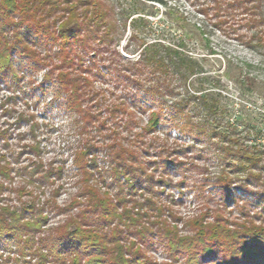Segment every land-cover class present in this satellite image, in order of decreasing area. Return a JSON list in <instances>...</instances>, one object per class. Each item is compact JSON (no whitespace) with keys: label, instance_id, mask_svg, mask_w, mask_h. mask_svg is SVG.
Here are the masks:
<instances>
[{"label":"rangeland","instance_id":"374dc122","mask_svg":"<svg viewBox=\"0 0 264 264\" xmlns=\"http://www.w3.org/2000/svg\"><path fill=\"white\" fill-rule=\"evenodd\" d=\"M96 1L76 5L77 40L66 44L57 36L65 13L34 25L0 6V53L18 51L0 72V220L41 218L36 230L0 238V264H61L41 258L45 246L77 229L111 235L110 250L126 260L142 250L150 264H171L151 204L172 201L188 221L218 208L221 180L235 198L222 216L264 224L247 180H264V151L251 148L264 144V50L245 45L253 32L215 0ZM166 48L196 61L197 73L172 66ZM241 152L257 167L239 168ZM130 180L141 184L135 193ZM183 225L179 236H193ZM216 258L203 264H223Z\"/></svg>","mask_w":264,"mask_h":264},{"label":"trees","instance_id":"16d2710c","mask_svg":"<svg viewBox=\"0 0 264 264\" xmlns=\"http://www.w3.org/2000/svg\"><path fill=\"white\" fill-rule=\"evenodd\" d=\"M79 1L80 0H0V6L2 8V13H19L23 19L28 18L29 22L34 25H42L44 19L50 17L54 18H52L54 22L65 13L66 18H61L62 20L58 27L57 36L60 41L66 44V42L77 40V31L80 25L75 23L77 19L75 7L78 5ZM98 1L99 0L96 2ZM142 1L162 4L160 0ZM214 3L217 12L223 7L225 8V13L226 11H230V13L239 15L240 18L243 19L240 23H245V25L241 27H244L247 31L253 32V35L250 36L247 39V43H245L246 47L249 49L258 48L264 50V38L261 37V30L264 28V0H215ZM91 7L90 3V5L83 6V10L87 11ZM95 11L96 10H93L91 15L95 14L96 20L99 19L102 21L105 19L104 13L97 15ZM58 13H61V16H56ZM23 35L25 38H20L23 39L24 42L26 39L27 42L29 35ZM20 38H17L16 41L20 40ZM14 47V45H6L0 53L1 73L11 69L13 58L11 53L12 51L18 52ZM153 47L155 46H150L149 48ZM149 48H146V50ZM165 52L172 66L178 69L183 68V70L187 71L190 75H195L197 73L196 71L199 68L196 61L182 56L181 53L176 50L166 48ZM158 65L163 67L165 64L160 61ZM154 118H156V116H153V119L150 120V124L156 126L157 122H155ZM260 132L262 135V131ZM258 140L254 142L251 148L254 151L256 150L254 153L256 157L261 158V152L264 151V144H260L261 142L258 143ZM258 147L263 151H258ZM248 155L249 153L241 152L239 155L241 161L238 166L239 168L244 167L243 163L245 162L249 163V167L252 165L257 167L255 165L256 160L253 158L248 159ZM250 155L252 154L250 153ZM240 173L245 174V172ZM245 178L247 179L249 176L246 175ZM247 180L249 185L253 183V185L259 188L258 202L264 205V180L260 176L255 175H251ZM140 185V182L130 180V183L126 186L132 189V193H135V190L141 187ZM238 185H236V187L241 189L242 186L239 185V187ZM232 186L233 185L227 180L219 181V184H217L218 189L222 187L223 190L228 189V194L223 192L218 196V208L215 210L207 208L204 213L192 217L188 221L176 210L174 202L172 201H167L165 203L158 202L155 206L151 204L150 207L154 213H156L157 217L160 216L157 223L161 225L159 224V226L155 228V236L158 237L161 242L168 243V254H170L173 260L171 264H203L204 260L207 261L209 258L214 260L215 256L221 259L223 264H264V224L256 225L255 222H253V218L244 219L246 221L243 222H231L226 220L224 215L222 216V211L227 204L233 203L235 205V198H233L231 192H229ZM151 187L152 186H148L149 189ZM245 189L243 188V190ZM92 200L96 203L94 199ZM114 205L115 204L109 202V209L114 207ZM107 216H109V210ZM145 216L148 217L147 214ZM19 217L20 215L17 214L14 215L12 219L0 220V238H4L13 233L17 235L27 228L33 230L38 229L40 225L38 221L41 218H36L33 222L22 225L18 224ZM7 221H9L10 224H8ZM182 223H184L183 227H187L189 231L193 233V236H179L180 230L178 229V224ZM151 228L152 226H148L146 230H151ZM149 236L152 235L149 234ZM109 237V242H106L107 238L104 239L96 233L94 235H88L79 229L69 231L61 235L52 245L48 244V246H45L47 247V254L41 258L46 260V258L49 257L51 260L60 261L61 264H64L66 260L69 264H80V256L92 257L91 260L85 261L84 264H150L149 260L144 258L145 254L142 250L136 251L130 256L131 258L129 260L124 259V255H120L121 252L113 255L115 252L110 249H113L117 244L111 240V235L108 236V238ZM102 239L105 241L100 243ZM111 246L112 248H110ZM106 248L108 250H106ZM104 250L110 253L107 254L109 257L106 259L99 254ZM67 256H69L70 260Z\"/></svg>","mask_w":264,"mask_h":264},{"label":"clouds","instance_id":"9594fccd","mask_svg":"<svg viewBox=\"0 0 264 264\" xmlns=\"http://www.w3.org/2000/svg\"><path fill=\"white\" fill-rule=\"evenodd\" d=\"M114 47H119V44L117 43ZM177 99H180V97H177Z\"/></svg>","mask_w":264,"mask_h":264}]
</instances>
